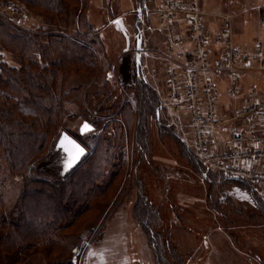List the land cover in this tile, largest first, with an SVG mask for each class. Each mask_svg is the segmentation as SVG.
Listing matches in <instances>:
<instances>
[{"label": "trees", "instance_id": "obj_1", "mask_svg": "<svg viewBox=\"0 0 264 264\" xmlns=\"http://www.w3.org/2000/svg\"><path fill=\"white\" fill-rule=\"evenodd\" d=\"M14 1L26 4L34 16L47 18L52 24L26 28L0 15V54L6 56L0 73V264H21L43 245L48 246L49 255L58 247L63 252L65 237L60 233L78 226L84 232L90 225L96 226L103 213L99 211L106 206L97 202L115 189L116 181H124L125 157H134L136 146L141 154L145 151L153 125L159 135L176 139L182 156L212 187L211 192H217L214 185L232 184L246 189L252 210L264 222V198L259 190L203 167L177 131L176 121L171 122L155 84L138 75L134 104L124 101L121 91L114 92L110 78L102 84L93 80L87 86L65 90V79L72 71L95 78L101 71L97 55L103 41L85 17L89 0ZM138 3L143 14L146 2ZM68 104L75 108L72 115L77 113L83 122L92 124V133L81 136L79 131H71ZM64 131L86 147L87 155L65 177L37 170ZM140 158L141 155L131 165L133 175L134 167L143 160ZM11 176L19 181L12 201L6 195ZM138 194L137 203L142 206L136 215L148 232L156 262L173 264L167 261V252L161 258L158 250L159 232L150 222L155 218L153 202L142 191ZM96 209L98 216L86 221V214ZM60 252L55 253L53 264H73L64 260ZM184 259L174 263L184 264Z\"/></svg>", "mask_w": 264, "mask_h": 264}, {"label": "rangeland", "instance_id": "obj_2", "mask_svg": "<svg viewBox=\"0 0 264 264\" xmlns=\"http://www.w3.org/2000/svg\"><path fill=\"white\" fill-rule=\"evenodd\" d=\"M138 5V0H89L85 17L97 28L103 41V48L97 55L101 71L97 78L84 72L72 71L65 79V90L71 86H87L93 80L102 84L105 79L110 78L109 85L114 92L121 91L124 101L130 100L134 104L133 90L137 86L138 75L159 88L164 60L156 56L153 50L161 45L164 32L152 29L164 28L165 24L158 22L152 11L146 10L139 17ZM142 5L145 6L144 3ZM198 6L205 12H222L229 16L234 27L235 41L239 46L246 45L251 49L254 40L261 34L259 22L264 16V0H198ZM27 9L29 15L20 23L22 26L33 28L42 23H51L47 18L34 16ZM0 15L12 21L5 14ZM117 19L124 24L129 39L115 22ZM139 31L142 33V43L144 42L143 49L149 50V54L141 53L140 73L136 59ZM1 55L6 60V56ZM251 81L245 78L244 84L249 85ZM215 82L219 87V101L223 104L227 100L229 79L216 78ZM166 109L171 122L176 121L177 131L189 145L187 123L167 107ZM68 110L71 115L72 111L75 113L71 104H68ZM70 120L71 131H79L83 123L81 117L76 113ZM134 149V157H125L127 172L124 181H116L115 189L97 202L106 203L107 207H101V211L96 209L88 212L84 217L86 221H90L88 219L93 220L98 216V211L103 212L99 223L96 226L90 225L94 230L91 231L88 227L83 232L80 226L64 230L60 233L65 237H62L63 252L58 247L49 255L48 246L43 245L21 264H53L55 253L60 251L61 257L73 264H157L148 232L138 222L136 215L138 207L142 206L137 203L138 193L141 191L153 202L152 215L155 218L150 222L153 224L152 228L159 232L158 250L161 258L167 252L169 263L175 264L180 258H185L184 264H264V222L257 219L252 210V202L246 189L232 184L214 185L217 192H211L212 187L195 173L189 159L182 156L176 139L169 135H159L155 125L151 127L145 141V151L141 154L137 146ZM140 155L143 160L134 167L133 175L131 165L137 162ZM199 159L203 165L200 157ZM203 167L206 169L204 165ZM68 174L69 172L66 175ZM8 178L6 195L12 201L17 196L19 181L12 176ZM119 184L121 185L118 186ZM220 189L225 201L219 193ZM259 192L264 198V194ZM80 235L82 236L79 237Z\"/></svg>", "mask_w": 264, "mask_h": 264}, {"label": "built area", "instance_id": "obj_3", "mask_svg": "<svg viewBox=\"0 0 264 264\" xmlns=\"http://www.w3.org/2000/svg\"><path fill=\"white\" fill-rule=\"evenodd\" d=\"M145 2L146 10L165 24L159 28L163 41L153 50L164 60L158 95L187 123L191 150L207 170L264 194V16L260 36L245 49L235 41L230 17L203 11L198 0ZM0 13L15 23L29 15L26 5L14 0L0 1ZM4 61L0 54V73ZM216 78L229 79V97L240 96L232 111L219 101Z\"/></svg>", "mask_w": 264, "mask_h": 264}, {"label": "water", "instance_id": "obj_4", "mask_svg": "<svg viewBox=\"0 0 264 264\" xmlns=\"http://www.w3.org/2000/svg\"><path fill=\"white\" fill-rule=\"evenodd\" d=\"M139 17L141 15V10L139 11ZM115 22L118 23L120 29L123 31V33L126 35L127 39L128 38V34L126 32L125 26L124 24L120 21V19H117ZM137 26H138V21H137ZM142 33L139 31L138 35H137V47H136V59H137V69H138V73L141 72V64H142V54L143 53V43H142ZM87 124L89 125L90 130L88 131H84L83 130V126ZM94 127L92 126L91 123H89L88 121H84L81 126L79 127V134L81 136L87 135V133L93 131ZM63 137H68V139L72 142H74L75 145H78L81 149H83V153L79 156V159L75 160V162L72 164V166L70 168L66 167V164L69 160V152L65 151L64 148H62L60 146L61 143V139ZM65 147H67L70 151L75 152V149L72 148L71 144H67L65 145ZM87 154V149L86 147H84V145H82L76 138L72 137V135H70L68 132H62L61 136L59 137V140L57 141L53 151L51 152V154L45 159L43 160L38 169L37 170H48V171H52L55 172L59 175H66L68 172H70L72 169H74L84 158V156Z\"/></svg>", "mask_w": 264, "mask_h": 264}, {"label": "snow or ice", "instance_id": "obj_5", "mask_svg": "<svg viewBox=\"0 0 264 264\" xmlns=\"http://www.w3.org/2000/svg\"><path fill=\"white\" fill-rule=\"evenodd\" d=\"M84 131L90 130L89 125L85 124L83 126ZM71 144L72 148L75 149V152L70 151L65 145ZM60 146L65 149V151L69 152V160L66 164V167L70 168L72 164L75 162V160L79 159V156L83 153V149H81L78 145H75L74 142L70 141L68 137H63L61 139Z\"/></svg>", "mask_w": 264, "mask_h": 264}, {"label": "crops", "instance_id": "obj_6", "mask_svg": "<svg viewBox=\"0 0 264 264\" xmlns=\"http://www.w3.org/2000/svg\"><path fill=\"white\" fill-rule=\"evenodd\" d=\"M20 24V23H19ZM21 25V24H20ZM22 26V25H21ZM24 27V26H23ZM29 28V27H28ZM152 30H156V31H161V29L159 28H153ZM240 47L248 49L249 47L246 45H240ZM248 78V77H247ZM249 79V78H248ZM240 96L237 97H229L227 95V100H225V102L223 103V105L228 106L229 109H231L238 101Z\"/></svg>", "mask_w": 264, "mask_h": 264}, {"label": "flooded vegetation", "instance_id": "obj_7", "mask_svg": "<svg viewBox=\"0 0 264 264\" xmlns=\"http://www.w3.org/2000/svg\"><path fill=\"white\" fill-rule=\"evenodd\" d=\"M140 14V13H139ZM139 16V15H138ZM138 27V26H137ZM144 43V42H143ZM149 51V50H148ZM144 55H146V54H149V52L148 53H143Z\"/></svg>", "mask_w": 264, "mask_h": 264}]
</instances>
